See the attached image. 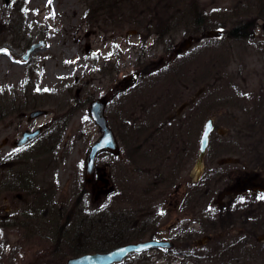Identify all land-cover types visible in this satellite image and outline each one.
<instances>
[{"label":"rangeland","instance_id":"1","mask_svg":"<svg viewBox=\"0 0 264 264\" xmlns=\"http://www.w3.org/2000/svg\"><path fill=\"white\" fill-rule=\"evenodd\" d=\"M193 30L195 37L180 54L169 53L157 43L160 37L166 44L182 43ZM215 30L222 34H209ZM261 34L264 0H0V48L6 49L0 52V159H11L5 168L15 167L3 171L0 163V177L15 170L33 177L37 191L53 193L58 208L82 206L108 216L123 212L135 236L130 242L153 237L170 241L175 231L170 227L171 195L184 190L182 208L195 200L189 211L203 220L202 209L214 204L212 198L228 179L226 171L238 168L237 163L220 165L217 159L238 156L239 142L264 141V115L252 101L264 94L258 86L264 87V70L259 68L264 67ZM38 40L43 43L23 59L29 45ZM141 59L162 61L163 66L156 68H164L163 74L150 79L149 91L140 97L130 98L119 86L111 99L115 87H109L110 76L120 85ZM200 88L197 100L167 121L166 114L179 111ZM98 97L105 99L103 114L119 148L117 154L101 153L96 160V166L105 167L112 187L108 194L97 190L105 184H100L96 173L87 192L83 185L85 151L100 134L86 111L89 101ZM204 100L208 104L201 107L199 101ZM250 106L256 108V116ZM33 108L46 113L29 118ZM204 110H211L214 124L228 132L210 136L202 164L196 167L194 158L207 118ZM37 125L42 126V135L50 126L53 141L58 137L46 161L37 155L38 149L32 154L39 139L44 141L41 133L21 147L11 145L23 130ZM188 148L189 154L184 153ZM183 156L188 161L181 162ZM188 177L192 184L187 189ZM14 194L19 193L0 185V212L30 205L28 194L21 191L20 198ZM32 209L46 211L40 204ZM54 212L51 209L47 215ZM164 212L171 218H164ZM20 221L25 224L0 228V264H65L64 246L58 248L54 240L60 234L50 231L47 220L44 226L34 223L32 227L25 218ZM104 223L109 226L108 218ZM236 232L203 247L187 248L186 239H173L171 249L130 253L114 264H240L233 260L241 256L239 247L230 243L238 238ZM216 242L222 248H211ZM250 246L241 262L264 264V243Z\"/></svg>","mask_w":264,"mask_h":264},{"label":"flooded vegetation","instance_id":"2","mask_svg":"<svg viewBox=\"0 0 264 264\" xmlns=\"http://www.w3.org/2000/svg\"><path fill=\"white\" fill-rule=\"evenodd\" d=\"M150 20H154V18L153 19L151 18L148 21ZM193 31H192V34L189 35V37L185 39L182 43L169 41L166 44L162 40L163 38L161 37L157 39V43L161 47V49H164V48L168 49L169 53L171 51L173 52V54L175 53V55H177V53L180 54L188 49L187 48L188 47L187 44H189L188 41L192 39L193 36L195 37L193 33H196V31L195 30ZM158 36H160V34ZM260 38L264 40V35L261 34ZM141 60H140V63L136 65V67H133L129 71L127 78L123 79L120 85L118 84L116 85V81L113 82V80H115V77L114 76L111 77L109 75L111 78L109 80L112 81L109 87L110 86L111 88L115 87V89H113V91L111 92V95H110L111 99L114 98L116 94H118L117 89H120L119 86L125 87L124 88L126 89L125 92H128L129 95L131 94L130 98L133 97L134 95H139V94L140 95L138 97H140L142 96V93L144 90L145 92L149 91L148 87L149 85H152L150 84V79L154 78V76H159L160 74H163L164 68L161 70L159 68H156L159 65L163 66L162 61L158 60L152 63V62H143V60L142 61ZM155 68L157 69V71H155ZM259 68L264 70V67L262 66V64H260ZM258 86L260 90H264V87L262 86L261 83ZM198 96L194 94L187 101H183L182 103L184 104L182 107L183 109L181 108L179 111L175 110L173 112L169 111L165 117L167 118V121L173 120L174 117L184 112L185 108L189 106L190 104L194 103L197 100ZM256 97L258 99H256ZM252 101H253L254 106H256L257 109L259 108L258 109L259 111L260 110L262 111V113L260 114L264 115V94H259L255 96ZM199 102H201V107L205 106V104H208V102H205V100L199 101ZM254 106L252 108L250 106L248 107V109L251 108L250 112H252V114L256 116L255 114L256 108ZM207 107L209 109L210 106H207ZM195 111L196 109H193L191 112H195ZM202 114H205L204 116H206L207 118L210 117L213 120V113L211 110L210 111L204 110ZM192 115H194V113H192ZM192 115H189V116H192ZM211 127L212 129L209 134V140L211 138L210 136L214 135L215 133H216L215 135L223 136V135H226L228 132L227 129H224L221 126L215 125L214 122ZM246 136H248V134ZM12 143L13 141H11V145H13ZM208 144H209V141H208ZM208 144H207V147H205L206 150L204 152L203 157L205 156L206 151L209 148ZM238 146H239L238 148L239 157L233 156V155L231 156L226 155V156L235 158V161L226 162V163L221 164V165H224L228 163H237L238 168L229 169L226 171V174H227L226 178L228 179L225 185L222 187V190H220L219 193L217 194V196L215 198H212L211 203L213 202L214 204L204 207L208 209H202L205 212V215H204L205 218L203 220L197 219V217L194 215H191V211H189L190 209L196 206V205L193 206L195 200H191L189 206L184 207V209L182 208L183 205L181 204L183 203V200L185 199L184 190L182 192L176 191L177 195L175 197L171 195L173 198L172 201H174V204L172 206L173 208H171V211H172L171 214L174 215V218L172 219L170 223V227L171 229H175V231H173L174 235L170 236V242L172 243V245L174 244L173 239L174 240L178 239L179 241L186 239V241L184 242L185 244H187L186 245L187 248H189L190 246L203 247L207 243L218 241V239H220L222 235L223 236L227 234L231 235L232 234L231 231H233L234 229L237 231L236 233L238 234V238L234 239L235 242L230 241V243L232 245L233 244L238 245L239 255L241 256L249 252V249L251 247L250 245H255L256 247L258 244L264 243V199L257 198L259 196H264V141H258L256 144L250 143V141L248 142L243 141V142H239ZM184 153L189 154V148ZM197 154H198V151L196 153V158H197ZM196 158H194L195 161H196ZM181 159H182L180 160L181 162L188 161V158H185L184 156ZM3 160L4 161L0 159V163L2 164L3 171L4 170H9V171L14 170L15 167L5 168V167H8L9 165L8 162H10L11 159H3ZM217 163H218V159H217ZM96 168L98 169L100 167L96 166ZM17 172L19 171L15 170L14 173L12 171L11 176H8V174H6L4 175V177H0V185L3 187V189L6 188L7 191L10 190L11 192L16 193V191H14L13 188L16 186L18 187L21 186L20 182L17 181L18 179L17 178L18 174H16ZM178 173H179V169L177 170V174ZM97 174H100L99 179L101 178L104 180V178L107 177L106 173H103V172L97 173ZM2 178H4L5 180ZM31 180H32V177L28 179L29 182ZM187 180H188V186H187V189H188V187L190 188V185L192 184V181H191L192 179L191 177H188ZM89 183L90 181L87 182V184L86 183L83 184L85 186L84 188L85 190L83 189L84 192H87L86 188L89 186ZM96 187H97V190H99V192H101L102 190L103 191L107 190L106 185H104L103 187L101 186H96ZM30 188H32V184L30 185ZM93 189H95V186L93 187ZM17 193L19 194L17 195L14 194V197L16 196L20 198L21 197L20 191ZM167 198H170V197H167ZM29 200H30V203H32L31 202L32 199L30 198ZM30 205L28 206L24 205L23 209L21 210L17 206L14 208V210L8 213H4V211L1 210L0 228L2 229L8 226L9 227H16V226L19 227L20 224H25V222L20 221L22 218L27 219L30 223V226L32 227V204ZM211 210H213V212ZM164 213H167V214L164 215ZM164 213H162V215H164V218H167V219L171 218L169 216V212H164ZM219 246L222 248L221 243L216 242V244H213V247L211 248L217 249L219 248ZM255 254H258L256 250H255ZM241 256H238V257L235 256L236 259H233V260H237L240 262V264H243L242 262L244 261L242 260Z\"/></svg>","mask_w":264,"mask_h":264},{"label":"trees","instance_id":"3","mask_svg":"<svg viewBox=\"0 0 264 264\" xmlns=\"http://www.w3.org/2000/svg\"><path fill=\"white\" fill-rule=\"evenodd\" d=\"M40 136L44 141L42 142L39 137L35 138L39 139V144L33 147L32 154H35L36 150L38 149L37 155L46 161V159H48L53 153L54 148H56V145L58 144V137L56 135L53 141V133L50 131V126H48L45 133L43 132V135L41 133ZM13 166L14 165H12V167ZM16 174H18L17 181L20 182L21 186L14 187V191H22V193L28 194L30 196L29 198L32 199V203L30 204H32L33 207L36 208V205L40 204L43 206V208H46V211L43 212L39 211V209L42 207H40L37 211L32 209V224L39 223L44 226L46 224L45 220H47L49 223L48 225H50V231L52 232L56 230L57 233L59 232L60 238H58L57 235L54 240H57V244L59 245L58 248L64 246L63 248L66 249L65 251L67 253L62 248L61 253L63 256L80 254L81 252L88 251L89 249L101 251L106 250L115 245L129 241L132 239V237H135L132 236L128 230V228L131 227L127 226V223L130 222V220H127L123 214L121 215L123 212L119 211V213H111L108 216L104 215L105 213L100 210H91L93 212L92 213L90 210H87L85 207H83L84 210H86L84 211L82 206H80L81 209L78 210H75L74 206H61V208H58V206L55 204V201H53V193H50L48 189H45V191L42 192L37 191L35 187L36 183L33 180V177L29 182L28 178H26L25 175L23 176L20 171ZM31 184L32 188H30ZM77 201H79V197H77ZM51 209L55 212L52 213V215H47L48 211ZM63 212H65V216H63ZM89 212L91 215H93L92 217L88 216L90 214L84 215ZM104 217L108 218L111 229L107 223L103 224ZM37 225L34 229L37 228ZM48 225L46 226L48 227ZM120 226H122V228H120ZM47 227L45 230H47ZM36 230H39V227ZM52 235H54V233H52ZM57 253L58 252L54 251V255Z\"/></svg>","mask_w":264,"mask_h":264},{"label":"water","instance_id":"4","mask_svg":"<svg viewBox=\"0 0 264 264\" xmlns=\"http://www.w3.org/2000/svg\"><path fill=\"white\" fill-rule=\"evenodd\" d=\"M220 35L218 31L209 32L210 35L212 34ZM43 41L39 40L38 42L31 43L29 47L26 49L22 57L24 59L28 58V55L39 47ZM5 48H0V52H5ZM104 99L101 98H94L88 103L87 113L96 124L99 129L100 134L90 142L88 146L85 157H84V165H83V175L86 181L90 180L94 173L95 167V158L98 152L105 150L110 153H116L118 151V145L115 139V136L109 127L106 118L103 114L104 111ZM42 113H46L45 109L37 108L31 110L27 115L29 118L37 117ZM212 120L207 119L205 125L203 126V131L201 133L200 138V145H199V152L196 159V167L201 165L202 156L208 141V135L211 130ZM40 131V127L35 129H25L21 132V135L14 140L15 145H20L27 142L32 137L36 136ZM235 161V158L232 157H220L218 162H232ZM101 169H97V173H100ZM102 181V180H101ZM170 243L168 241H163L159 239H145L139 240L136 242H128L116 247L110 248L105 251H89L81 253L80 255H75L68 257L66 259V264H112L116 262H120L125 256H127L131 252H141L144 250L158 248L162 246H169Z\"/></svg>","mask_w":264,"mask_h":264},{"label":"snow or ice","instance_id":"5","mask_svg":"<svg viewBox=\"0 0 264 264\" xmlns=\"http://www.w3.org/2000/svg\"><path fill=\"white\" fill-rule=\"evenodd\" d=\"M45 91H47V89H45ZM258 199H264V196H259L257 197Z\"/></svg>","mask_w":264,"mask_h":264}]
</instances>
